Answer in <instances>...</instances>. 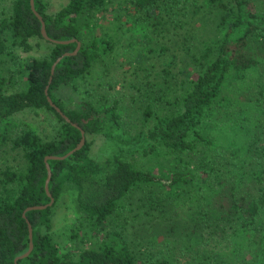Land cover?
Wrapping results in <instances>:
<instances>
[{"label": "trees", "instance_id": "trees-1", "mask_svg": "<svg viewBox=\"0 0 264 264\" xmlns=\"http://www.w3.org/2000/svg\"><path fill=\"white\" fill-rule=\"evenodd\" d=\"M51 1L35 8L48 36L69 42L43 36L31 0L0 7V264H176V243L205 239L189 264H264V0H68L57 11ZM131 35L155 42L163 66L135 67L128 103L92 92ZM63 86L87 97L66 106ZM24 111L53 114L52 131L17 117ZM82 129L81 149L48 161L53 205L26 211L51 201L45 158L74 149ZM90 135L114 150L95 157ZM147 157L156 164H140ZM68 186L78 224L67 247L53 214ZM27 220L34 248L17 261L30 246ZM215 235L230 245L210 249Z\"/></svg>", "mask_w": 264, "mask_h": 264}, {"label": "rangeland", "instance_id": "rangeland-1", "mask_svg": "<svg viewBox=\"0 0 264 264\" xmlns=\"http://www.w3.org/2000/svg\"><path fill=\"white\" fill-rule=\"evenodd\" d=\"M68 0H52L50 10L57 11L59 8H61L64 4H66ZM6 0H0V7L5 5ZM134 31H132L133 34ZM159 41H162L160 37H157ZM162 43V42H160ZM129 44V45H127ZM140 47H146L145 44H139L135 42V36L131 35V38L127 39L125 41V45H122L121 48L113 53L111 57L108 56L107 64H105L102 68L104 77H103V86L106 88H109V92L106 90V88L103 86H100L97 88V90H92V92L99 94H102V97H107L109 99L112 98H120L123 100V102H130V94L131 88L127 84V81L129 79H133V72L135 70V67L141 68V66H147L149 69L153 71L160 70L161 66H163V57H155V50L157 49V46L155 42L151 43L146 49H148L147 54L143 55L144 63H141L139 61V56L137 54V49ZM174 48L173 50H175ZM22 57L25 56H31V55H38V52L32 51L30 53L26 52H20ZM129 62H132L129 64ZM142 64V65H140ZM97 75V74H96ZM95 75V76H96ZM143 76V75H142ZM118 78L119 82L114 84L115 86L110 88L109 80H112L114 78ZM142 78V77H141ZM143 79V78H142ZM123 83V86H122ZM95 85L93 84L92 87ZM84 88L81 90H75L71 86H63L61 87L57 92L56 95L63 100V102L66 104V106H75L78 105L81 102V99H83L85 96L87 97V92ZM104 91V92H103ZM21 120L31 123L34 127L37 128V131L41 134H45L52 131V125L54 120V115L51 113H42L41 111L39 113H35L33 111H24L18 114V116ZM89 140L92 141V151L91 153L95 157H104L106 154H109L114 148L106 141V139L103 136H95L90 135ZM158 161V159H157ZM140 164L145 165L147 167H152L154 164H156V160L153 158H145L140 161ZM199 193L200 191L197 190ZM140 196V194L138 193ZM137 199V196L135 197ZM127 203H132L131 201L127 200ZM137 204V200H136ZM135 208V207H134ZM78 206L76 202V190L74 186H68L66 188L65 192L63 193L61 199L57 202L56 206L54 207V214H53V225H54V231H55V239L57 242H59L61 245L66 244L68 247L67 238L69 234L71 233L72 226H75L78 224ZM136 211H131V214H135ZM209 235H207L208 237ZM216 237L209 240V247L210 249L218 250L221 249V247H227L229 246L228 241H223L222 244L219 243V238L217 235ZM193 243V242H192ZM206 243L207 240L205 239V242L201 243L197 248H194L193 245L191 246L187 242H178L174 245V248L171 251V254L173 255L172 261H174L176 264H189L195 259V256L197 257L199 254L205 252L204 249H206ZM223 248V249H225ZM190 249L193 250L194 253L190 252Z\"/></svg>", "mask_w": 264, "mask_h": 264}, {"label": "water", "instance_id": "water-1", "mask_svg": "<svg viewBox=\"0 0 264 264\" xmlns=\"http://www.w3.org/2000/svg\"><path fill=\"white\" fill-rule=\"evenodd\" d=\"M31 6H32V10L34 11V13L38 16V18L41 20V23H42V34L43 36L47 39V40H51L53 42H69V41H60V40H53L51 39L49 36H48V33H47V30H46V24H45V20L43 19L42 15L36 10L35 8V2L34 0H31ZM71 41H75V39L71 40ZM81 47V44L78 43L77 45V48L74 52H67L65 53L63 56L65 55H70V54H75L77 53V51L80 49ZM59 57L57 59V61L53 64V67H52V73H54L55 71V67L57 65V63L61 60V58L63 57ZM52 81V77L50 78V83ZM46 95H47V98H48V101L49 103L66 119V121L68 122H71L70 118L63 112V110L53 101V99L51 98V96L49 95V85L46 87ZM75 126L79 127L76 123H73ZM82 138H81V141L79 142V144L74 148L72 149L71 151H69L68 153H66L65 155H48L45 160H46V165H47V170H48V177L46 179V183H45V188H46V191L48 193V195L51 197V201L48 203V204H44V205H36V206H30L26 209V211L28 210H34V209H46L50 206L53 205L55 199L54 197L52 196L51 192H50V188H49V183H50V180H51V177H52V170H51V166L49 164V160L50 159H65L67 158L68 156L72 155L73 153H75L76 151H78L79 149H81L85 142H86V134H85V131L82 129ZM24 216L26 217L25 213H24ZM28 221V226H29V238H30V246H29V249L27 250L26 253H24L22 256L18 257L16 260L18 261L19 258H22V257H26L28 256L33 248H34V243H33V226L31 224V222L29 220ZM113 264V263H111Z\"/></svg>", "mask_w": 264, "mask_h": 264}]
</instances>
